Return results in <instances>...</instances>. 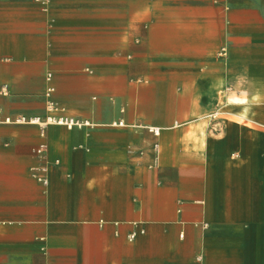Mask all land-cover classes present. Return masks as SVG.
I'll return each mask as SVG.
<instances>
[{
  "label": "crops",
  "instance_id": "1",
  "mask_svg": "<svg viewBox=\"0 0 264 264\" xmlns=\"http://www.w3.org/2000/svg\"><path fill=\"white\" fill-rule=\"evenodd\" d=\"M263 68L264 0H0V118L91 122H0V264H264Z\"/></svg>",
  "mask_w": 264,
  "mask_h": 264
},
{
  "label": "built area",
  "instance_id": "2",
  "mask_svg": "<svg viewBox=\"0 0 264 264\" xmlns=\"http://www.w3.org/2000/svg\"><path fill=\"white\" fill-rule=\"evenodd\" d=\"M52 78V74H48V81ZM3 93L7 91V86H4ZM55 88L51 84L48 85L45 91L46 95V114L45 115H17L15 117L5 116L0 118V122L16 123V124H35L41 128L42 133H45L46 128L51 124L65 125L67 127H83L91 124L89 120L81 119L74 115L67 113L66 108L60 105L53 97ZM219 111L212 114L213 118H218ZM158 133L157 129L153 130ZM45 148L44 144H41L35 149L36 153H41ZM44 182H47L45 179ZM135 236V234L133 235ZM132 236V237H133Z\"/></svg>",
  "mask_w": 264,
  "mask_h": 264
},
{
  "label": "rangeland",
  "instance_id": "3",
  "mask_svg": "<svg viewBox=\"0 0 264 264\" xmlns=\"http://www.w3.org/2000/svg\"><path fill=\"white\" fill-rule=\"evenodd\" d=\"M222 50L213 53L216 57H223L222 54ZM214 60V59H213ZM220 69V67L218 65H212V68L210 67L211 71H218ZM263 73H264V68H263ZM241 90L243 91H247V87H246V83H244V85L241 86ZM232 101V100H230ZM221 110H225L224 108H222L221 106H219L218 108L216 107L215 109L209 111L208 113H205L203 115H193V116H182L180 118H178L180 121L179 122H187V123H192L193 125H209V126H213V127H221V125L223 123H219L221 122V118L222 119H226L228 118L229 120L232 121H236L238 120L239 122H241L240 119H237L236 117H234L233 115L230 114V112H227L225 110V112H221ZM220 112L218 115V118H213L212 114L215 112ZM165 119H167V117H165Z\"/></svg>",
  "mask_w": 264,
  "mask_h": 264
}]
</instances>
